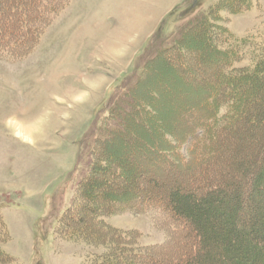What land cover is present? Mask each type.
<instances>
[{
    "label": "rangeland",
    "instance_id": "rangeland-1",
    "mask_svg": "<svg viewBox=\"0 0 264 264\" xmlns=\"http://www.w3.org/2000/svg\"><path fill=\"white\" fill-rule=\"evenodd\" d=\"M249 2L232 13L228 0H67L28 37L29 45L13 50L29 47L24 55L0 51V251L10 258L6 264H83L89 251L103 252L57 233L92 156L107 166L85 195L114 209L104 222L144 249L162 253L177 242L176 224L139 199L165 200L174 185L189 181L163 135L179 142L192 166L194 153L183 145L190 130L185 115L209 97L206 71L214 66L211 58L204 69L192 64H207L214 49L205 36L211 30L185 24L197 10L215 9L235 42L262 43L264 0ZM123 94L127 111H110ZM142 105L151 109L147 121ZM112 113L118 126L110 136L101 134ZM105 136L94 155L95 142ZM231 146L229 140L226 152Z\"/></svg>",
    "mask_w": 264,
    "mask_h": 264
},
{
    "label": "trees",
    "instance_id": "trees-1",
    "mask_svg": "<svg viewBox=\"0 0 264 264\" xmlns=\"http://www.w3.org/2000/svg\"><path fill=\"white\" fill-rule=\"evenodd\" d=\"M249 1L228 0L229 10L241 12ZM66 2L0 0V51L13 57L24 55L29 47L21 53L13 50L29 45L28 37L34 39ZM195 13L185 26L199 24L211 30L205 36L215 51L211 49L210 57L206 56L207 64L199 60L192 64L204 69L213 59L214 65L206 71L209 97L201 108L192 107L185 115L190 130L183 145L187 147L186 154L194 153L192 166L179 149V142L163 135L164 147L169 144L173 147L171 154L182 158L181 166L188 171L178 172L186 174L189 181L174 185L165 200L152 196L139 199L144 209H157L170 218L176 224L179 238L161 253L155 248L137 246L123 232L107 225L104 215L114 212L109 202L96 205L94 194L85 195L86 188L90 192L96 188L92 182L107 166L92 156L78 182L75 200L57 228L60 236L75 243L89 248L103 247L101 253L85 254L83 264H264V130L260 131L264 128V40L256 43L246 38L235 42L226 27L220 25L221 17L215 9ZM246 60L247 63H242ZM207 94L208 90L204 95ZM124 95L110 103V111L118 107L127 111ZM142 110L144 120H149L151 109L142 105ZM113 116L112 113L107 121H113ZM256 118L263 125L260 129L253 122ZM104 126L101 134L110 136L118 124L114 120ZM107 136L95 142L94 155L109 140ZM236 139L241 142L233 144ZM229 140L230 153L225 150ZM159 151V156L178 170L169 154ZM116 169L119 177L122 170ZM9 261L0 251V264Z\"/></svg>",
    "mask_w": 264,
    "mask_h": 264
}]
</instances>
